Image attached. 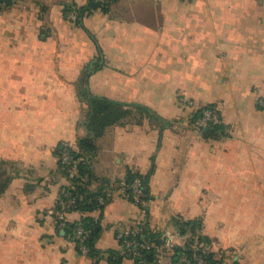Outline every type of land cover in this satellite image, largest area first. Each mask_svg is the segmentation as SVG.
I'll use <instances>...</instances> for the list:
<instances>
[{"label": "crops", "instance_id": "obj_1", "mask_svg": "<svg viewBox=\"0 0 264 264\" xmlns=\"http://www.w3.org/2000/svg\"><path fill=\"white\" fill-rule=\"evenodd\" d=\"M69 5L88 0L0 8V264L93 263L54 219L70 185L59 152L93 137L85 91L153 113L94 138L86 192L117 189L68 218L98 222L97 250L121 252L118 232L141 224L164 234L199 220L226 264H264V0H113L76 24ZM181 98L215 105L222 136L195 128ZM129 171L149 175L145 208L119 190Z\"/></svg>", "mask_w": 264, "mask_h": 264}, {"label": "trees", "instance_id": "obj_2", "mask_svg": "<svg viewBox=\"0 0 264 264\" xmlns=\"http://www.w3.org/2000/svg\"><path fill=\"white\" fill-rule=\"evenodd\" d=\"M113 0H110V3ZM110 3L99 5L94 0H88V6L85 8H77L80 17L87 12L91 11L97 7H106ZM12 0H0V8L11 5ZM70 9V6L65 8V12ZM78 20V22H79ZM85 100L88 102L89 111H88V122L86 127L90 134H93V137L80 139L78 142L77 149H72L68 147V152L77 160H79V169H80V178L75 180L73 186L70 188L71 195L76 198L77 205L74 209L78 212H90L96 209H103L104 206L108 203L110 196L107 194V188L109 182L106 184L104 188L99 190L94 194H88L84 187L83 183V175L85 174L86 170V161L88 160L89 156L96 152L97 146L95 144V137L99 136L103 133L106 127L120 123L125 119L127 116L134 113V111L145 113V114H153L149 109L142 107V106H126L124 104L102 98V97H95L89 95L87 91L83 92ZM202 108H217L215 105H205L201 106ZM217 111L220 114L218 108ZM201 114V110L192 111L189 119L191 123L195 119H197ZM224 129L223 122L221 124L211 125L207 128L200 129L207 137L209 138H220L222 136ZM63 148L59 152V158L62 153ZM59 168H61L59 162ZM61 170V169H60ZM62 172V171H61ZM63 173V172H62ZM135 178H141L143 182V186L145 189V200L149 199V175H141L139 173H134L129 171L125 180V184L129 185ZM132 201V192L130 188H126L124 192ZM104 196L106 201L103 204L98 202V197ZM145 208V206H141ZM57 210L60 209V206L57 204ZM82 226L85 230L88 231V237L84 241V244L89 248V255L87 259L91 260L92 264H99L107 256V264H120L124 255L121 252L109 250L101 252L97 250L95 247V243L100 235L101 229L99 227L98 222L94 221L90 217H82L80 220L75 222L69 221L67 226L64 228L65 235L71 239L79 252V241L75 238L76 236V228L77 226ZM177 228V234L183 238L184 243L183 245H176L172 249V253L168 256L169 264H175L182 255H186L192 257L194 251L192 250L193 244L197 243L201 245V248H206V251H202L204 257V264H226L223 261V258L217 257V255L210 250V240L206 236L201 233V222L199 220H192V221H183L177 220L175 222ZM140 234L138 235L137 239L141 243H150L153 245H160L162 244L163 233H151L148 229H146L143 224L139 226ZM80 253V252H79ZM155 256V249L150 247L149 249L144 250L143 257L146 259V264H151L154 261ZM237 264V263H236Z\"/></svg>", "mask_w": 264, "mask_h": 264}, {"label": "built area", "instance_id": "obj_3", "mask_svg": "<svg viewBox=\"0 0 264 264\" xmlns=\"http://www.w3.org/2000/svg\"><path fill=\"white\" fill-rule=\"evenodd\" d=\"M99 5H104L110 3V0H94ZM66 17L71 23H77L79 20L80 13L76 8H70L66 12ZM182 103L186 107L191 108L192 111L201 110L200 116L193 121V126L198 130L207 128L211 125L221 124L222 117L219 115L217 108H202L201 106L195 105L194 101L186 100L181 98ZM260 105L264 107V100H260ZM68 147L65 146L59 158L61 165V171L69 180L70 185L64 187L61 190L57 204L60 206L59 210L55 211V222L57 227L64 229L68 222V215L70 212L75 211L77 201L76 198L71 195L70 187L75 183L74 181L80 178L79 160L75 159L69 152ZM121 192H125L126 188H130L132 192L133 202L139 206H145V189L141 178H135L131 184L127 185L122 182L119 186ZM115 183H110L107 188L108 196L116 191ZM106 199L104 196L98 197V202L100 204L105 203ZM140 228H128L121 230L117 234V239L121 246V253L124 257L132 259L135 264H146V259L143 257V252L153 246L155 249L154 261L151 264H163L165 260H168V256L172 253V249L177 245L176 240L181 238L177 233L166 231L163 234L162 244L153 245L150 243H141L137 237L140 234ZM88 231L82 226H77L75 238L79 241V254L85 258L88 257L89 248L84 244V241L88 237ZM194 251L192 257L182 255L175 264H204V257L201 250L204 252L206 248H201V245L195 243L192 246Z\"/></svg>", "mask_w": 264, "mask_h": 264}, {"label": "rangeland", "instance_id": "obj_4", "mask_svg": "<svg viewBox=\"0 0 264 264\" xmlns=\"http://www.w3.org/2000/svg\"><path fill=\"white\" fill-rule=\"evenodd\" d=\"M70 6V8L72 9V8H76L77 9V7L76 6H74V5H69ZM78 23V22H77ZM73 24H76V23H73Z\"/></svg>", "mask_w": 264, "mask_h": 264}]
</instances>
